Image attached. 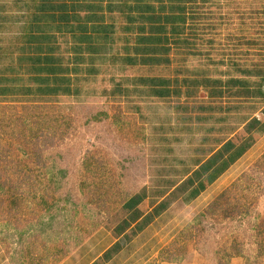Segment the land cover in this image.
I'll list each match as a JSON object with an SVG mask.
<instances>
[{"label":"rangeland","instance_id":"374dc122","mask_svg":"<svg viewBox=\"0 0 264 264\" xmlns=\"http://www.w3.org/2000/svg\"><path fill=\"white\" fill-rule=\"evenodd\" d=\"M189 22L197 41L191 49L218 62L264 66V0H199ZM7 62L0 61V264H264V136L240 165L245 172H231L221 190L189 204L170 199L159 218L118 239L115 227L129 213L123 203L148 180L140 172L146 135L115 126L90 100L17 88L6 81L17 66ZM37 156L42 165L18 171ZM49 178V193L62 198L51 213L34 196ZM17 191L19 213L10 206ZM236 211L238 221L222 230Z\"/></svg>","mask_w":264,"mask_h":264},{"label":"crops","instance_id":"0c3cea01","mask_svg":"<svg viewBox=\"0 0 264 264\" xmlns=\"http://www.w3.org/2000/svg\"><path fill=\"white\" fill-rule=\"evenodd\" d=\"M198 2L0 0V61L17 66L6 81L90 100L99 116L146 135L140 172L149 175L128 228L151 224L170 199L189 204L221 190L263 140L264 66L191 49Z\"/></svg>","mask_w":264,"mask_h":264},{"label":"trees","instance_id":"16d2710c","mask_svg":"<svg viewBox=\"0 0 264 264\" xmlns=\"http://www.w3.org/2000/svg\"><path fill=\"white\" fill-rule=\"evenodd\" d=\"M51 143V145L53 144L52 142H50ZM46 144H43L42 146H45ZM50 145L49 144H47L45 147H49ZM36 151V150H35ZM33 152V151H32ZM19 163L21 162V161H19V160H17ZM0 162H2V159H0ZM30 163H32V164H34V165H42V161H41V159H40V156H37V158H35L34 160H33V158H27L26 160H24L23 161V163H22V167H26L27 168V170L25 171V170H18V171H20V172H33V167H30ZM1 165V164H0ZM2 171V170H1ZM0 171V172H1ZM61 172H64L65 173V171H63V170H60ZM3 172V171H2ZM62 175H65V174H62ZM50 181H51V178H49V179H47V181L46 180H44L43 182H44V186H43V188H41L40 190H41V192H38L39 194H35L34 196L35 197H38V199H39V203L40 204H42V207H44V208H46V211L47 212H49V213H51V210H55V208H56V206H58V203L59 202H61V199L62 198H57V199H55L50 193H49V183H50ZM36 182H37V180L35 181H33L32 183H31V185H33L34 183L36 184ZM3 183H5V182H3ZM7 183V182H6ZM10 183H11V181H10ZM18 184H20V182H17ZM40 183V182H39ZM41 183H42V181H41ZM48 184V185H47ZM5 185V184H4ZM3 185V186H4ZM29 185V184H28ZM46 185H47V187H46ZM10 187H11V185H9ZM18 186V185H17ZM30 189L28 190V192H27V195H30ZM36 192H37V190H36ZM141 196H142V194H137V195H135L133 198H131V199H129V200H126L124 203H123V206H122V208L124 209V210H126L127 212H130L129 214H128V216H127V218L125 219V220H123L120 224H118L116 227H115V230H114V232H115V234H116V236H119V235H121V234H123V232L126 230V229H128V227H129V225L132 223V222H135L136 220H137V218L139 217V214H140V212L139 211H137V210H134V211H132L133 210V207L141 200ZM14 197V196H13ZM66 200H68V199H66ZM24 201L22 200V197L20 196V194H19V192L17 191V198H12L11 199V204H10V206H11V208H13L14 206H17V209H16V211H17V213H19L18 212V207H19V204H22ZM234 211V210H233ZM244 213H245V215L247 216L248 214H249V212H248V209H246L245 211H244ZM241 215V212H229L228 214H227V219H228V227L225 225L224 227H223V229H222V227H221V229L222 230H224V229H227V230H229V229H231V227L229 226L230 224L232 225V222H236V221H238V218H237V216H240ZM125 239V238H124ZM119 241L118 242H116V244L114 245V246H112V248L111 249H109V250H107L105 253H104V255H103V257L104 258H108L109 256H110V254H111V252H112V250L113 249H118L119 248ZM237 245L236 244H234L233 245V247L231 248V249H234L235 251H238V248H235ZM238 247V246H237ZM116 249V250H117ZM224 256H226V257H229V258H231V257H233V254H231V252H226V254L224 255ZM241 258H244V257H241Z\"/></svg>","mask_w":264,"mask_h":264}]
</instances>
